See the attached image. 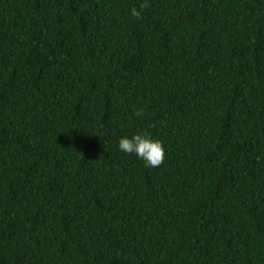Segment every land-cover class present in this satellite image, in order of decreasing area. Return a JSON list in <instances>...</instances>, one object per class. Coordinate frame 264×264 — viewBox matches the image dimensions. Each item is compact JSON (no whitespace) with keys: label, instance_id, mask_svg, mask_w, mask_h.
<instances>
[{"label":"trees","instance_id":"trees-1","mask_svg":"<svg viewBox=\"0 0 264 264\" xmlns=\"http://www.w3.org/2000/svg\"><path fill=\"white\" fill-rule=\"evenodd\" d=\"M0 264H264V0H0Z\"/></svg>","mask_w":264,"mask_h":264},{"label":"clouds","instance_id":"clouds-1","mask_svg":"<svg viewBox=\"0 0 264 264\" xmlns=\"http://www.w3.org/2000/svg\"><path fill=\"white\" fill-rule=\"evenodd\" d=\"M147 7L148 5L146 3L140 5L141 9ZM131 14L137 20L142 19L141 11L135 7L131 9ZM133 115L143 116L144 111L142 108L134 109ZM119 149L128 154H135L149 167H159L165 157V151L161 141L150 138L146 133H137L131 138L127 136L120 138Z\"/></svg>","mask_w":264,"mask_h":264}]
</instances>
